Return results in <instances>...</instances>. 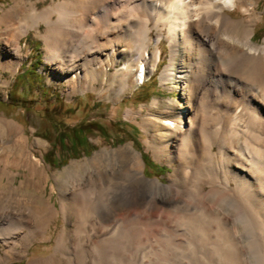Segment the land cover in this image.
<instances>
[{"label":"bare ground","instance_id":"1","mask_svg":"<svg viewBox=\"0 0 264 264\" xmlns=\"http://www.w3.org/2000/svg\"><path fill=\"white\" fill-rule=\"evenodd\" d=\"M13 2L17 12H3L1 22L6 24L5 30L16 27L11 48L14 59H22L19 40L43 23L45 30L38 35L44 43L45 62L51 66L49 81L64 83L63 93L68 96L97 91V82L107 84L122 41L130 51L121 52L128 60L112 76L109 90L116 95L133 88L140 79V69L149 62L154 69L162 39L167 42L169 55L160 81L171 80L178 63L187 80L182 107L174 118L166 119L170 126L162 125L168 134L158 130L157 136L153 133L146 140L155 161L171 169L165 184L145 177L141 155L131 145L101 149L60 173L61 177L55 178L58 207L47 203L43 209L37 196L21 197L11 192L21 206L14 208L9 199L4 200L3 187L8 185L4 183L0 187V264L14 253L27 255L34 239L46 234L40 223L47 220V228L57 213L66 224H72V230L63 227L58 233L53 257L62 254L70 264H79V249L112 235L122 218L139 219L137 226L151 235L169 231L168 247L175 254L202 242L210 255L219 237L224 239L222 249L230 264H242L243 255L249 258L256 252H260L258 263L264 264V40L259 46L250 43L256 22L250 0H142L138 4L141 25L132 30L128 24L124 33L120 31L121 21L135 17L136 0L126 6L120 0H58L42 9L26 0ZM235 8L241 19L228 15ZM25 10L23 17L18 16ZM82 30L87 31V47L77 54L69 53V42ZM221 61L227 66H220ZM10 66L13 71L18 69V64ZM219 77L224 78L219 79L221 93L213 101L207 85ZM156 124L146 119L145 132L157 130ZM14 136L12 151H23L27 141L20 129L16 128ZM27 159L31 179L42 175L40 160L32 153ZM3 162L2 172L10 180L9 167L14 163L0 160ZM121 173L124 184L119 181ZM93 188L96 193H92ZM89 194L95 200L88 215ZM134 232L125 236H134ZM121 243L110 246L120 248ZM37 263L28 258V264Z\"/></svg>","mask_w":264,"mask_h":264},{"label":"rangeland","instance_id":"2","mask_svg":"<svg viewBox=\"0 0 264 264\" xmlns=\"http://www.w3.org/2000/svg\"><path fill=\"white\" fill-rule=\"evenodd\" d=\"M26 1L36 3L37 8L42 9L58 0ZM132 1L134 0H120V3L126 6ZM141 1L142 0H136L138 11L135 17L129 16L128 18L122 19L126 23L121 21V33H124L129 25H132L131 27L134 28H131L132 30H135V27L138 28V26L141 25L140 18H142V16L139 14L140 7H138ZM250 2L252 3L250 6L253 12L252 17L256 20L253 25V32L256 34V38L252 37L253 39L251 38L250 43L254 46H259L263 43L262 40H264V0H250ZM145 3L149 9L150 5L147 2ZM26 9L29 10L28 5ZM7 10L12 13L15 11L17 12L13 0H0V51H2L3 54L0 56V160L5 162L7 160L9 163L10 161L14 163V166L9 167L12 172L9 178L10 180H7L5 174L2 172L5 163H0V187L3 186L4 183H8V185L3 187L5 189L4 200L7 198L9 199L10 206L20 208V204L14 201V196L10 193L15 192L21 197L32 194L37 196L36 200L41 205V208L44 209L47 203L58 207L59 193L55 178L60 176V173L70 167L72 163H79L86 159H90L101 149L111 151L126 145H131L133 150L141 155L145 165V177L148 179H157L159 182L165 184L171 169L168 165L155 161L152 151L147 148L146 140H148L149 136L153 133L157 136L159 131L160 133L168 134V130L162 125L170 126L168 122H166V119L174 118L182 107V101L185 95L183 84L187 80L182 65L178 63L173 78L164 83L160 81V74L167 65L169 55L167 42L162 39L157 45L161 51L154 69L152 70V62H149L145 69L141 68V71H139L140 79L137 81L136 85L126 93L116 95L114 91L109 90L110 84H113L112 76L116 71L121 69L128 60L126 54L121 55V52L130 51V47L122 41L119 43L120 50L118 58L114 60L108 71L107 84L97 82L95 84L97 91L89 90L77 92L68 96L63 93V90L66 89L64 83L49 81L51 66L45 62L44 43L38 35V32L43 33L45 30L43 23L39 24L38 30L30 29L28 33L19 40L18 49L22 59L20 61L14 59L11 48L13 31L16 27L12 26L10 27L11 29L5 30L6 24L1 22L2 14ZM27 11L18 12L17 14L23 17ZM228 15L233 19H241L243 17L237 8L228 12ZM132 18H134L135 21ZM53 20H55V18ZM130 22L132 24H130ZM124 25H126V27ZM7 32L10 35L9 37L7 36ZM151 37H155L153 32H151ZM85 38H87L86 30H82L81 33L77 31V36L74 38L75 40L73 39L69 42L67 51L71 54H77L79 50L81 52L87 47V39ZM83 40H85V43H83ZM153 46L151 45L149 49L153 50ZM181 60L182 58H178L179 62H182ZM221 62L220 66H227L226 61ZM16 64H18V69L16 71L11 70L13 66L10 65ZM7 66H10L9 69ZM24 72L26 75L28 72L34 73L32 76H29V82L35 87L33 90L35 93L27 95L26 97L21 95L20 92L16 93V88L14 87L16 77ZM219 79L224 80L223 77H219L218 79L215 78L207 85V94L213 101L218 99L221 93L222 84ZM237 80L240 81L239 79ZM113 86L117 88L118 85ZM20 87L22 90L23 86ZM36 88L40 89L36 90ZM43 88L46 91H44ZM153 102H156L155 106ZM1 103L3 105H1ZM44 110H53L54 113L52 114V112L48 111L47 115H45ZM146 119H153L157 123L155 126L158 129H153L147 134L143 125ZM55 122H62L70 127L90 125L92 128L99 130V132L92 131L87 134L90 151L87 154H81L78 158L66 159L58 147L53 149L52 146L57 129H55L51 123ZM16 128L20 129L23 139L27 141L24 150L21 151L22 153L14 148L15 151H12L13 141L14 139L16 140L14 136ZM130 137L135 138L136 141L133 142ZM37 142L41 145H37ZM30 153H32L36 159L40 160L43 165V176L35 175L34 178L31 179L28 171L29 161L27 159ZM49 155L50 159L47 160L46 156ZM121 175L122 177L119 178V181L124 184L126 179H124L125 176L123 173H121L120 176ZM10 189L13 191H10ZM96 192L97 189L93 188L92 193ZM93 197L94 196L91 195L87 202V205L89 204L86 208V213L88 215L94 205L95 199ZM139 221L140 220L137 219L134 222V219L130 218H122L119 220L113 228L114 233H112V235L105 237L102 241L98 239V241L100 240L99 243L95 240L84 249H79L80 251L78 252L81 254L78 253L79 264H230V260L226 256L227 253L222 249L224 239L221 240L219 237H216L215 250L213 251L214 253H210L211 256L207 253L202 242L199 246H190L191 248L189 247L187 249L188 252L183 251L175 254L171 251V247H168L171 241L169 231H163L160 235H151L147 229L143 230L141 226H137ZM46 222L47 220L40 223L41 226L43 225L42 230L46 231V234H39L34 239L33 243L28 248L27 255L23 253H14L10 256V259L4 260L2 264H28V258L37 260V264H70V259L62 254L53 257L52 247L61 229L66 227L71 231L72 224H66L65 220L58 213L47 228L45 226ZM137 227L138 229H136ZM133 229L136 230V232H134V234H136L134 236H128L129 238L126 237L125 235L127 233H132L134 231ZM118 241L122 242L120 248L119 246L115 248L110 246V244ZM106 245L109 246L107 247ZM0 253L2 254L1 246ZM259 253L257 254L256 252L248 256L249 258L243 255L240 259L241 263L259 264ZM49 258L53 260L51 259V261H49ZM211 258H213V260L216 259L213 261ZM203 260H207V262Z\"/></svg>","mask_w":264,"mask_h":264},{"label":"trees","instance_id":"3","mask_svg":"<svg viewBox=\"0 0 264 264\" xmlns=\"http://www.w3.org/2000/svg\"><path fill=\"white\" fill-rule=\"evenodd\" d=\"M264 33V32H263ZM264 36V35H263ZM253 38H256V34H254ZM252 38V39H253ZM34 73H29L26 75L25 72L18 75L15 79V92H20L21 95L27 96L30 95L33 92L34 88L32 86V83L29 82V76H32ZM22 84V85H21ZM27 84V86H26ZM17 86V87H16ZM23 86V89L21 90V87ZM40 89V88H36ZM44 90V88H43ZM46 91V90H44ZM1 105H3L1 103ZM48 111L54 113L53 110H44V114L47 115ZM69 111V110H65ZM52 126L57 129V132L55 133L54 142H53V149L58 147L62 155L66 159L70 158H78L81 154H87L90 151V145L88 142L87 134L92 131H98L90 125H78V126H68L65 123L59 122V123H51ZM133 142H135V138L130 137ZM46 159H50V155L46 156Z\"/></svg>","mask_w":264,"mask_h":264}]
</instances>
